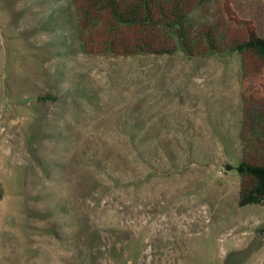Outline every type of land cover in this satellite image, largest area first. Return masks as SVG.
Returning <instances> with one entry per match:
<instances>
[{"label": "rangeland", "instance_id": "1", "mask_svg": "<svg viewBox=\"0 0 264 264\" xmlns=\"http://www.w3.org/2000/svg\"><path fill=\"white\" fill-rule=\"evenodd\" d=\"M215 2L186 25L210 21ZM235 7L264 37V0ZM241 84L239 52L90 54L73 0H0V133L26 205L6 255L264 264V188L239 200Z\"/></svg>", "mask_w": 264, "mask_h": 264}, {"label": "trees", "instance_id": "2", "mask_svg": "<svg viewBox=\"0 0 264 264\" xmlns=\"http://www.w3.org/2000/svg\"><path fill=\"white\" fill-rule=\"evenodd\" d=\"M208 0H73L85 51L115 56L171 55L179 47L192 57L241 54L244 125L239 165L240 203L260 199L264 188V37L254 20L239 13L236 0H216L212 19L186 25L187 16ZM3 189L0 185V198Z\"/></svg>", "mask_w": 264, "mask_h": 264}, {"label": "crops", "instance_id": "3", "mask_svg": "<svg viewBox=\"0 0 264 264\" xmlns=\"http://www.w3.org/2000/svg\"><path fill=\"white\" fill-rule=\"evenodd\" d=\"M5 134L0 133V264H27V257L20 253L15 258L6 255L9 235L18 234L19 225L26 215L22 191V168L14 161Z\"/></svg>", "mask_w": 264, "mask_h": 264}]
</instances>
